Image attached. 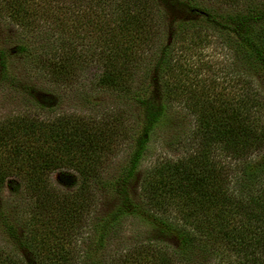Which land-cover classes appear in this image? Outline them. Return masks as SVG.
Returning a JSON list of instances; mask_svg holds the SVG:
<instances>
[{"label": "trees", "instance_id": "16d2710c", "mask_svg": "<svg viewBox=\"0 0 264 264\" xmlns=\"http://www.w3.org/2000/svg\"><path fill=\"white\" fill-rule=\"evenodd\" d=\"M0 16L23 33L13 48L0 43V88L34 103L0 118V193L10 186L13 196L0 195L11 245L0 264H264V91L251 75L264 80V0L236 10L204 0H0ZM209 37L246 69L222 98L189 63ZM16 54L52 91L98 65L79 98L94 106L98 87L117 106L58 111L62 95L40 98L14 72ZM175 102L196 115L195 148L158 162L136 198L132 181ZM61 169L77 173L74 189L51 181ZM101 189L117 199L103 214Z\"/></svg>", "mask_w": 264, "mask_h": 264}, {"label": "rangeland", "instance_id": "374dc122", "mask_svg": "<svg viewBox=\"0 0 264 264\" xmlns=\"http://www.w3.org/2000/svg\"><path fill=\"white\" fill-rule=\"evenodd\" d=\"M207 5L216 7L222 10H236L239 7H243L248 0H204ZM178 12V13H177ZM176 13V14H175ZM171 14L172 17H182L186 14L183 10L175 11ZM20 28L14 23L0 16V43L2 41L3 47L13 48L18 42L19 36H22ZM192 65V72L194 73L195 80H204L205 83L210 84L213 89V94L215 97H223L221 93H226L230 88L238 87L235 82L239 77H243L245 74V68L241 65L239 60L236 59L235 54L231 51L225 44L218 38L209 37L207 42L203 44H198L190 52ZM11 60L14 63V72L25 82H30L34 85L37 94L42 99L51 98V94L62 95L59 105L56 107L59 111H88L92 112L93 108L96 107L99 110H107L108 108L116 107L118 101L115 95L108 90L95 88L93 91L96 97L93 101V105L85 100L79 98V90L85 88L87 91H91V82L94 78L95 73H99V66L92 64L89 66L84 73L81 81L75 84L72 88L67 89L65 92L61 88L58 90H50V86L45 77L39 75L30 76V72L27 70V64L21 56L17 54L14 55ZM251 75L256 77L257 82L260 84L262 91H264V80L259 77L258 73L251 71ZM161 88L156 87V94L159 97ZM34 103L29 100L28 97H22L19 93L10 89L0 88V118L20 112L26 109L34 108ZM92 106V107H90ZM95 108V109H96ZM172 114L170 118H167L163 124H161L155 131L152 137L149 150L145 155L141 166L132 181L131 190L136 198L139 197L142 183L148 178V175L152 168L160 161L164 160H177L189 154V152L194 149L193 145L187 140L188 135L196 127L197 119L196 115L182 104V102H175L172 107ZM41 115L46 113L40 111ZM128 140L124 141L121 146L118 156L112 162L110 171L115 173L121 164L125 162L127 158ZM259 158L257 157L256 160ZM17 180V178H11V181ZM159 181V178H155ZM51 181L60 189L72 190L75 188L77 182V173L69 169L56 170L51 173ZM20 194V195H18ZM17 196L21 197V192ZM99 194V206L98 213H107L111 211L117 204V199L111 195V193L105 190H98ZM3 199L12 198V189L7 186L0 193ZM139 228L147 229L143 222L139 224ZM174 243V240H171ZM8 244L10 248L11 245L8 242V237L2 230L0 226V247H4ZM22 256H26L24 250L19 251Z\"/></svg>", "mask_w": 264, "mask_h": 264}]
</instances>
